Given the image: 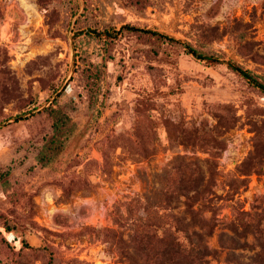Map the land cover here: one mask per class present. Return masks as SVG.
Masks as SVG:
<instances>
[{
	"label": "rangeland",
	"instance_id": "1",
	"mask_svg": "<svg viewBox=\"0 0 264 264\" xmlns=\"http://www.w3.org/2000/svg\"><path fill=\"white\" fill-rule=\"evenodd\" d=\"M235 68L264 84V0H0V264H151L141 229L263 264L264 91Z\"/></svg>",
	"mask_w": 264,
	"mask_h": 264
},
{
	"label": "trees",
	"instance_id": "2",
	"mask_svg": "<svg viewBox=\"0 0 264 264\" xmlns=\"http://www.w3.org/2000/svg\"><path fill=\"white\" fill-rule=\"evenodd\" d=\"M127 30H131L133 32L141 33L143 35H151L158 39L165 40L169 43H177L176 40L173 38H170L164 34H160L158 32H154L151 30H141V29H135L132 27H127ZM188 53L192 54L195 58L198 59H209L201 54L197 53L195 50L189 48ZM239 74L244 77L245 79H248L250 82H252L254 85H256L259 89L264 91V84L259 82L254 76H252L249 72L241 69V68H235ZM53 113L57 112L56 110H51ZM61 119V118H59ZM52 131H59L60 129V121L56 120L53 122ZM9 230V228H7ZM110 231V230H109ZM133 241L140 244L141 248L135 249V252L131 254V261H135L136 259H139L140 261H146L147 263L151 264H182V261H184L186 256H189L194 252V247L187 249L182 243H180L177 238H175L172 234H167L161 238L152 235L151 233L145 232L144 230H138L135 232V234L132 237ZM122 241V239H121ZM132 241V240H131ZM201 251V250H200ZM202 253L198 252L195 249L196 259H198L200 262H202L203 257H205L207 254L203 251ZM259 256V263L264 258V251L261 250L257 253ZM146 256L147 258H144ZM258 263V262H257ZM264 264V261H263Z\"/></svg>",
	"mask_w": 264,
	"mask_h": 264
}]
</instances>
